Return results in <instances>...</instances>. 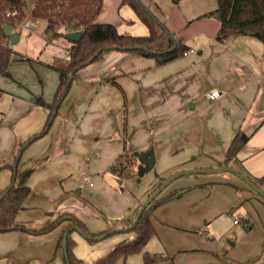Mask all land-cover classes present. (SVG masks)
Listing matches in <instances>:
<instances>
[{
    "label": "crops",
    "instance_id": "1",
    "mask_svg": "<svg viewBox=\"0 0 264 264\" xmlns=\"http://www.w3.org/2000/svg\"><path fill=\"white\" fill-rule=\"evenodd\" d=\"M146 1L140 0L189 52L157 65L154 58L113 50L80 69L46 133L18 154L14 175L7 166L18 146L39 134L49 115L35 100L52 102L57 72L68 59L58 58L60 45L42 39L51 34L40 22L28 29L41 48L32 56L16 49L10 77L0 75V194L12 182L29 188L17 226L38 231L70 215L96 237L129 227L124 223L172 175L228 166L252 180L264 179V43L249 35L217 41L218 15L197 18L216 9L202 8V0L171 7L165 15ZM120 5L121 0H103L98 23L114 19L119 33L145 36L134 12L124 18ZM64 41L67 55L70 44L65 36ZM47 47L51 55L42 57ZM215 90L218 96L211 99ZM237 133L248 139L227 164ZM130 155L135 173L123 176L120 165ZM150 160L153 166L146 170ZM175 192L180 196L164 201ZM159 194L152 239L171 264H264V201L236 175L189 174ZM71 227L64 218L44 234L0 232V264H66L57 243ZM224 237L230 238L227 244Z\"/></svg>",
    "mask_w": 264,
    "mask_h": 264
},
{
    "label": "trees",
    "instance_id": "2",
    "mask_svg": "<svg viewBox=\"0 0 264 264\" xmlns=\"http://www.w3.org/2000/svg\"><path fill=\"white\" fill-rule=\"evenodd\" d=\"M121 5H126L134 12L138 21L147 29L145 36L131 35L128 33H119L117 27L109 24L98 23V18L103 8V0H35L34 8L26 14V2L24 0H0V75L10 77L8 69L12 62V51L7 43L9 36L4 33L3 26H15L22 23L30 16L40 22L45 23V32L51 34L52 37L65 36L58 30L61 26H66L68 31H79L82 33L80 39L74 43H69L67 49L68 63L64 69L58 70L59 78L56 92L51 103H44L41 98H36L35 104L43 108L49 109V115L46 119L43 130L31 137L24 144L17 148V155L12 165H8L12 174L14 175L16 159L22 150L29 146L33 141L37 140L46 133L47 127L56 117L61 101L67 96L71 81L70 76L73 75L72 80L77 77V72L90 65L93 62L101 61L104 55L110 51H124L132 54L154 58L157 65H164L185 56L189 52L188 46L177 40L172 33H170L165 25H163L155 15L144 6L140 0H121ZM216 9L211 13H207L197 18H209L212 15H218L220 19V29L217 32L215 39L219 42L224 41L229 36H243L249 35L264 43V0H216ZM6 11H16L15 16L6 17ZM140 47L141 49H137ZM129 48H136L131 49ZM248 139L243 133H237L231 143L229 144L226 163L229 164L235 161V156L240 149H242ZM134 156L130 155L124 164L120 165V174L123 176H133L135 171L133 169ZM125 170L123 172V169ZM255 185L259 187L264 184V179L261 181L252 180ZM13 179V178H12ZM164 180H160L159 187ZM154 192V191H153ZM152 192V193H153ZM29 195V188L17 187L9 185L5 188L0 196V232L11 231L12 229H22L32 234L48 233L54 227L58 226L64 218L68 219L72 226H77L86 232L89 236L88 230L84 225L77 221V219L70 215H65L56 219L49 226L42 230L29 231L21 226H17L15 219L17 213L23 202ZM160 195V194H159ZM150 196V194H149ZM148 196V197H149ZM177 192L172 193L169 198L164 201H169L172 198L179 197ZM147 197V198H148ZM157 198L154 199L147 208L144 209L134 232L136 236L123 246L113 248L107 255L96 261L95 264H115L118 260L125 261L128 256L143 254V264H151V258L148 253L143 252L145 246L154 235V227L151 224L153 218V208L156 206ZM133 220L124 223L125 226H130ZM66 229L68 232L65 240L62 237L58 241V248L65 249L68 264H82L73 254L75 243L71 238L73 231Z\"/></svg>",
    "mask_w": 264,
    "mask_h": 264
},
{
    "label": "rangeland",
    "instance_id": "3",
    "mask_svg": "<svg viewBox=\"0 0 264 264\" xmlns=\"http://www.w3.org/2000/svg\"><path fill=\"white\" fill-rule=\"evenodd\" d=\"M112 1V0H111ZM196 0H180L179 4L172 3L171 0H147L146 2L148 5L151 6L153 12L155 13L156 10L160 12V14H166V13H172L171 7H181L182 4H191L193 6L194 2ZM203 4H200L202 8H205L207 11H212L216 7V0H202ZM109 5V4H108ZM156 9V10H154ZM120 11L123 15L124 18H129V16L133 15L132 11L128 9L126 5H120ZM26 14L29 13L27 10L25 12ZM110 23L116 27H118V23L114 24V19H109ZM40 28L43 29L44 22H42L40 25ZM17 32L20 33L21 39L18 43L11 44L7 43L8 47L12 51V56L13 54L18 50V52L22 53L23 55L26 56H32L36 50H39L40 44H39V38L38 36L33 33V30L30 29H25L22 24L18 23L15 26ZM61 34H67L68 33V28L66 26H61L59 27L58 30ZM43 40L60 45V49L55 50L59 54L58 58L60 57L63 62V60H67L65 57L66 55V42L64 41V36L59 37V38H52V36L47 35L43 33ZM41 38V37H40ZM16 45L15 49L13 50V46ZM17 49V50H16ZM51 55V47H47L44 49L43 56ZM64 57V58H63ZM44 59V58H43ZM259 187L264 189V184H260ZM236 214L230 216L231 219L236 218ZM230 222V221H229ZM230 224V223H229ZM229 226V225H228ZM136 236V233L132 230L123 234H111V236H108L104 239L98 240L96 242H89L85 240L83 237L79 236L77 233H72L71 238L73 240V243H75L74 248H73V254L76 252L77 257L82 260V264H95L96 261L107 255L113 248L118 247V246H123L127 244L129 241L134 239ZM77 239V240H74ZM223 241L225 242L224 244H227L226 241L229 240L230 238L224 237L222 238ZM149 242L144 248L143 252L148 253V255L151 258V264H171L170 260L159 254L158 250L161 249L159 246V243L155 241L154 239H149ZM76 247V249H75ZM264 258V257H263ZM144 262V256L143 254H137L133 256H128L127 260L122 261L118 260L115 264H143ZM176 264V263H175Z\"/></svg>",
    "mask_w": 264,
    "mask_h": 264
},
{
    "label": "water",
    "instance_id": "4",
    "mask_svg": "<svg viewBox=\"0 0 264 264\" xmlns=\"http://www.w3.org/2000/svg\"><path fill=\"white\" fill-rule=\"evenodd\" d=\"M3 30L4 33L6 35L9 36L10 38V43L13 44L15 42H17L18 40V35L15 32H12V28L10 25H5L3 26ZM82 33L77 31L74 33H68L65 35V39L69 42H76L80 39ZM137 49H141L140 47H136ZM136 48H129V50L131 49H136ZM73 75L70 76L69 81L72 80ZM145 164H147L149 166L148 169L149 170L150 167L153 166L152 161H145ZM217 172H229V173H233L234 175H236V177H238L240 180H242L245 185L249 186L254 192H256V194H258L262 200L264 201V191H262L257 185H255L249 178H247L246 176H243L241 173H239L237 170H235L234 168H230L228 166H222V167H217L216 169H201V170H190V171H186L184 173H179V174H175L172 175L170 178H168L167 180L163 181L162 184L156 188V190L150 194V196L143 201V203L141 204L140 208L138 209L139 211L137 212L132 224L129 227H126L125 229H112L109 232H106L104 234H101L99 236L96 237H91L89 236L86 232H84L81 228H78L77 226H73L70 228L69 231H73L76 232L79 236L83 237L85 240L89 241V242H96L98 240L104 239L108 236H111V234H121V233H126L129 231L134 230V228L136 227V224L138 223L143 211L145 208H147V206L154 200L156 199V197L159 195V193L166 187L168 186L173 180H175L178 177L181 176H186L189 174H201V173H207V174H216ZM13 185V182H12ZM2 196H0V200H1ZM68 232H65L64 236H63V241L65 240L66 236H67ZM64 251V259L66 260V264L67 263V255H66V251L65 249H63Z\"/></svg>",
    "mask_w": 264,
    "mask_h": 264
},
{
    "label": "built area",
    "instance_id": "5",
    "mask_svg": "<svg viewBox=\"0 0 264 264\" xmlns=\"http://www.w3.org/2000/svg\"><path fill=\"white\" fill-rule=\"evenodd\" d=\"M24 1L26 2V8H25L26 11L28 10L30 12L34 8L35 0H24ZM4 14H5L6 17H12V16L17 15L16 11H12V12L6 11ZM39 23H40L39 20L33 19L30 16H28L27 19L24 20L20 24H22L25 29H28V28H35ZM209 96H210L211 99H214L215 97L218 96V91L215 90ZM124 170H125V167L123 169V172H124Z\"/></svg>",
    "mask_w": 264,
    "mask_h": 264
}]
</instances>
